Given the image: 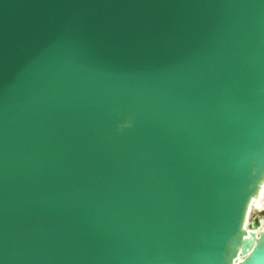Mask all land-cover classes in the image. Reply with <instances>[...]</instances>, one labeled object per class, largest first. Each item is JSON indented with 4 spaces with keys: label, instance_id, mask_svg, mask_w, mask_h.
<instances>
[{
    "label": "water",
    "instance_id": "95a60500",
    "mask_svg": "<svg viewBox=\"0 0 264 264\" xmlns=\"http://www.w3.org/2000/svg\"><path fill=\"white\" fill-rule=\"evenodd\" d=\"M264 0H0V264H264Z\"/></svg>",
    "mask_w": 264,
    "mask_h": 264
},
{
    "label": "bare ground",
    "instance_id": "6f19581e",
    "mask_svg": "<svg viewBox=\"0 0 264 264\" xmlns=\"http://www.w3.org/2000/svg\"><path fill=\"white\" fill-rule=\"evenodd\" d=\"M259 205L256 207V209L259 211V212H263L264 211V190L262 192V196H261V199L259 201ZM264 225V223H263Z\"/></svg>",
    "mask_w": 264,
    "mask_h": 264
},
{
    "label": "rangeland",
    "instance_id": "374dc122",
    "mask_svg": "<svg viewBox=\"0 0 264 264\" xmlns=\"http://www.w3.org/2000/svg\"><path fill=\"white\" fill-rule=\"evenodd\" d=\"M256 215H261L263 217V223H264V211L263 212H259L256 208H253L251 211V218L256 216Z\"/></svg>",
    "mask_w": 264,
    "mask_h": 264
}]
</instances>
